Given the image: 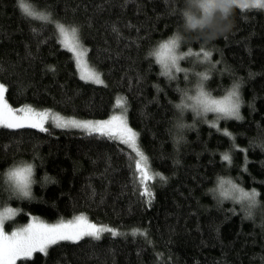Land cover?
Masks as SVG:
<instances>
[{
    "label": "trees",
    "instance_id": "trees-1",
    "mask_svg": "<svg viewBox=\"0 0 264 264\" xmlns=\"http://www.w3.org/2000/svg\"><path fill=\"white\" fill-rule=\"evenodd\" d=\"M30 3L48 20L0 0L8 104L106 119L122 99L151 172L165 179L149 180L146 194L132 150L97 132L0 127V204L19 209L6 232L31 216L56 224L79 215L113 230L59 241L17 264H264V10L237 8L230 30L211 41L185 33L179 43L192 55L170 79L153 53L184 31L186 0ZM57 25L76 29L104 85L81 79ZM201 83L215 99L238 85L240 119L177 107L191 103ZM24 165L35 181L28 198L13 194L6 176ZM220 179L255 190L256 205L219 196Z\"/></svg>",
    "mask_w": 264,
    "mask_h": 264
},
{
    "label": "snow or ice",
    "instance_id": "snow-or-ice-1",
    "mask_svg": "<svg viewBox=\"0 0 264 264\" xmlns=\"http://www.w3.org/2000/svg\"><path fill=\"white\" fill-rule=\"evenodd\" d=\"M18 7L25 17L47 21L48 17L39 13L30 0H18ZM264 7L261 0H240L238 8L249 9ZM60 35L63 37L64 46L76 54L77 62L82 68L81 79L86 81H93L97 84L102 83L100 76L93 70L87 68L83 62V52L79 51L77 44L76 29H66L63 25H57ZM179 42L175 39L169 40L160 45L153 55L156 62L162 68V74L172 77V72L184 71L179 66V61L186 56L192 55L191 52L177 54ZM204 59H208L210 53H203ZM201 75V80L207 79L204 74ZM238 85H234L232 90L222 100L210 98L209 94L203 90V84L198 85V91L194 96H187V100L191 103H184L177 105L179 108H191L197 115H202L208 112H214L223 117L235 116L240 119L238 114L239 109V95ZM6 87L0 84V126L7 128H38L40 131H47L44 127L45 121L48 118L46 112H36L31 107L20 109L23 115H17V111L13 110L5 101L4 96ZM123 103L122 99L117 101L118 105ZM219 118V117H218ZM57 127H76L82 129H90L98 132L101 135H107L110 138L117 139L121 143L127 145L129 149L135 154L134 160V175L139 174L140 182L145 184V193L150 195L147 190V182L149 180L159 177L161 180L165 179L159 173L153 174L148 166V159L144 152L140 149L137 142V133L133 131L127 124L123 116H112L111 119L99 122H77L75 120L63 121L59 117L53 118ZM214 126V125H213ZM228 135V133H225ZM224 160H229V156L225 154ZM7 182L13 194L21 198L31 197V185L35 182L33 180V167L31 165H24L14 167L6 174ZM219 196L223 198H231L233 200L247 201L249 208L255 206L258 193L253 190L251 192L244 191L230 180L220 179L218 181ZM17 211L10 207L0 205V264H15V261L20 257H30L34 251H45L47 246L55 244L59 241H78L85 236H91L96 239L100 238V233L104 231H111V229H104L97 227L87 221L84 216H78L73 221L68 223H59L54 225L38 224L35 220L27 227L18 231L12 232L10 235L4 231V224L12 217L17 215ZM115 235V233H113Z\"/></svg>",
    "mask_w": 264,
    "mask_h": 264
},
{
    "label": "clouds",
    "instance_id": "clouds-1",
    "mask_svg": "<svg viewBox=\"0 0 264 264\" xmlns=\"http://www.w3.org/2000/svg\"><path fill=\"white\" fill-rule=\"evenodd\" d=\"M240 0H186L183 11V32L173 33L169 40L184 41L185 33L211 41L230 30L232 17ZM251 3V0H249ZM264 4V0H261ZM264 10V7L256 8Z\"/></svg>",
    "mask_w": 264,
    "mask_h": 264
},
{
    "label": "rangeland",
    "instance_id": "rangeland-1",
    "mask_svg": "<svg viewBox=\"0 0 264 264\" xmlns=\"http://www.w3.org/2000/svg\"><path fill=\"white\" fill-rule=\"evenodd\" d=\"M65 27V26H64ZM66 29H73V28H67V27H65ZM77 34V33H76ZM59 41L61 42V44H62V46L65 48V49H67L65 46H64V43H63V37L60 35V33H59ZM169 41V40H168ZM167 41V42H168ZM166 43V42H165ZM77 44H78V46H79V48H78V50L79 51H82L83 52V62L86 64V66H87V68L88 69H90V70H93V71H95L92 67H91V65L89 64V61H88V59H87V55H86V50H85V48L82 46V44L80 43V41H79V38H78V36H77ZM179 45H180V43H179ZM160 47V46H159ZM159 49V48H158ZM68 50V49H67ZM71 53H72V55H73V57H74V59H75V62H76V66H77V69H78V72H79V75H80V77H81V75H82V68H81V65H80V63H78L77 62V58H76V54L74 53V52H72V51H70ZM180 53H186L185 52V48H183V46H179L178 47V49H177V54H180ZM197 57V56H196ZM195 57V58H196ZM194 59V57L192 58V60ZM96 72V71H95ZM173 72H175V70H173ZM99 76H100V79H101V81H102V83H99V84H97V83H95V82H93V81H88V82H91V83H94V84H97V85H104L105 84V82H104V80H103V78H102V76L98 73V72H96ZM1 84V83H0ZM3 85V84H2ZM205 92V91H204ZM206 93V92H205ZM228 94V93H227ZM227 94H225V95H223L222 96V98L221 97H219V99H216V100H222ZM210 98H212V99H215V98H213V97H210ZM4 99H5V96H4ZM5 101L7 102V100L5 99ZM117 101L118 100H116V106L118 107V104H117ZM7 104H8V102H7ZM9 105V104H8ZM10 106V105H9ZM11 107V106H10ZM26 107H29V106H26ZM26 107H21V108H19V109H14V108H12L13 110H16L17 111V115H23V113L22 112H20L19 110L20 109H23V108H26ZM34 111H36V112H46V113H48V118H47V120L45 121V124H44V127L46 128L47 126H54V127H57L56 126V122H55V120L53 119L54 117H59L61 120H63V121H70V120H75V121H77V122H93V123H95V122H99V121H106V120H109V119H111V117L112 116H123L125 119H126V121H127V115H126V113H125V110H124V106H123V104H121V105H119V109L116 111V112H114L109 118H106V119H80V118H77V117H73V116H65V115H62V114H59V113H55V112H52V111H48V110H37V109H34L33 107H31ZM207 114H209V115H211L212 117H214V118H222L223 116L222 115H220V114H218V113H214V112H208ZM127 124H128V121H127ZM128 126L130 127V125L128 124ZM0 127H3V126H0ZM4 128H7V127H4ZM57 128H61V127H57ZM131 128V127H130ZM61 129H67V130H73V131H78V132H95V131H92V130H90V129H82V128H76V127H72V126H69V127H65V128H61ZM134 132H135V130H133ZM98 133V132H97ZM107 136V135H106ZM113 139V138H112ZM114 140H116V141H118V142H120L119 140H117V139H114ZM123 144V143H122ZM125 145V144H124ZM127 146V145H126ZM0 205H2V206H6V207H10V208H12V209H15V210H18L17 211V215H18V213H19V209H17L16 207H13V206H11V205H9V204H6V205H4V204H0ZM17 215H15L14 217H12L10 220H8V221H6L5 222V224L7 223V222H9V221H11V220H13ZM79 216H83V215H79ZM78 217V216H77ZM85 217V216H84ZM76 218V217H75ZM74 218V219H75ZM86 218V217H85ZM74 219H72V220H70V221H61V222H63V223H68V222H71V221H73ZM87 219V218H86ZM36 221L38 224H45V225H54V224H49V223H47V222H45V221H43V220H41L40 218H37V217H35V216H31L30 217V220L27 222V223H25V224H23V225H20V226H17V227H14L11 231H9V232H6V230H5V224H4V231H5V233L6 234H8V235H10L12 232H14V231H18V230H20V229H23V228H25V227H27L29 224H31L33 221ZM87 221L88 222H90V223H92V224H94L93 222H91V221H89L88 219H87ZM61 222H59V223H61ZM59 223H56V224H59ZM97 227H100V228H104V229H110L109 227H105V226H102V225H97V224H95ZM105 232H113V230L111 229V231H104V232H102V233H100V234H103V233H105ZM48 247V246H47ZM47 249V248H46ZM45 249V250H46ZM38 251V250H37ZM34 252H36V251H34ZM34 252H32V254L31 255H33V253ZM20 258H22V257H20ZM20 258H18L16 261H15V264H17V261L20 259Z\"/></svg>",
    "mask_w": 264,
    "mask_h": 264
}]
</instances>
